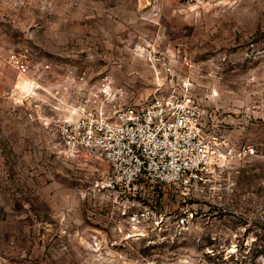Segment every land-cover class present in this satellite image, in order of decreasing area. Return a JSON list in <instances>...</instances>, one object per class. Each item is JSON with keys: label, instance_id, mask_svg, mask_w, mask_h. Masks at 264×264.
<instances>
[{"label": "rangeland", "instance_id": "obj_1", "mask_svg": "<svg viewBox=\"0 0 264 264\" xmlns=\"http://www.w3.org/2000/svg\"><path fill=\"white\" fill-rule=\"evenodd\" d=\"M105 77L196 101L213 169L114 189L69 153L53 106ZM0 264H264V0H0Z\"/></svg>", "mask_w": 264, "mask_h": 264}, {"label": "built area", "instance_id": "obj_2", "mask_svg": "<svg viewBox=\"0 0 264 264\" xmlns=\"http://www.w3.org/2000/svg\"><path fill=\"white\" fill-rule=\"evenodd\" d=\"M17 64L27 70L20 59ZM126 99L125 89L105 77L87 84L77 101L58 100L53 109L65 111L56 120L65 149L72 155L88 151L107 161L114 189L141 180L189 184L193 176L213 169L220 157L217 137L205 130V110L196 101L186 93L148 105ZM254 153L249 146L240 151L245 157Z\"/></svg>", "mask_w": 264, "mask_h": 264}]
</instances>
